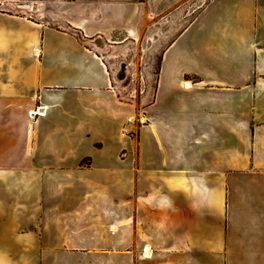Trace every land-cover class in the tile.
Listing matches in <instances>:
<instances>
[{
  "label": "crops",
  "instance_id": "obj_1",
  "mask_svg": "<svg viewBox=\"0 0 264 264\" xmlns=\"http://www.w3.org/2000/svg\"><path fill=\"white\" fill-rule=\"evenodd\" d=\"M173 1L0 14V264H264V0Z\"/></svg>",
  "mask_w": 264,
  "mask_h": 264
},
{
  "label": "rangeland",
  "instance_id": "obj_2",
  "mask_svg": "<svg viewBox=\"0 0 264 264\" xmlns=\"http://www.w3.org/2000/svg\"><path fill=\"white\" fill-rule=\"evenodd\" d=\"M209 1L210 0H182L171 2L173 9L175 8L180 15L179 23H176L177 26L184 27L187 25L190 19H192V17H194ZM69 2H71V0H0V14L15 16L49 27L67 29L70 26L69 21L74 20L73 13L76 12L69 9L71 7V3L69 4ZM150 3L152 5L153 3L157 4V1ZM166 3L169 4V2ZM177 28L178 27H176V30ZM176 33L175 31L166 33L164 39L165 44H167ZM156 34V32L145 34V41L150 39L154 42V36H156ZM162 51L163 49L158 48L157 45L153 48H148L145 44L143 49L135 47L123 50L119 49L118 52L107 48L104 54L110 64L112 72L119 67L121 62H125L130 66L129 75L123 80H117V84L118 86H124V89H122L123 92L127 90L134 91L135 96H138L141 87L142 58L145 59L146 63L153 64L151 73H156ZM153 78L154 79L150 81L152 84L155 82V77ZM30 115L34 116L32 114ZM38 179L40 182L41 178Z\"/></svg>",
  "mask_w": 264,
  "mask_h": 264
},
{
  "label": "water",
  "instance_id": "obj_3",
  "mask_svg": "<svg viewBox=\"0 0 264 264\" xmlns=\"http://www.w3.org/2000/svg\"><path fill=\"white\" fill-rule=\"evenodd\" d=\"M126 77L125 74H123L120 78H117L118 80H123Z\"/></svg>",
  "mask_w": 264,
  "mask_h": 264
},
{
  "label": "bare ground",
  "instance_id": "obj_4",
  "mask_svg": "<svg viewBox=\"0 0 264 264\" xmlns=\"http://www.w3.org/2000/svg\"><path fill=\"white\" fill-rule=\"evenodd\" d=\"M32 114V113H31Z\"/></svg>",
  "mask_w": 264,
  "mask_h": 264
}]
</instances>
